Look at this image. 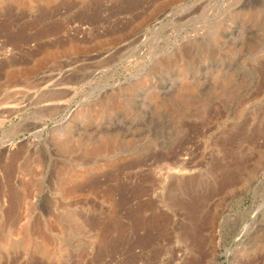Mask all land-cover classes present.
<instances>
[{
	"label": "rangeland",
	"instance_id": "rangeland-1",
	"mask_svg": "<svg viewBox=\"0 0 264 264\" xmlns=\"http://www.w3.org/2000/svg\"><path fill=\"white\" fill-rule=\"evenodd\" d=\"M0 264H264V0H0Z\"/></svg>",
	"mask_w": 264,
	"mask_h": 264
},
{
	"label": "bare ground",
	"instance_id": "bare-ground-1",
	"mask_svg": "<svg viewBox=\"0 0 264 264\" xmlns=\"http://www.w3.org/2000/svg\"><path fill=\"white\" fill-rule=\"evenodd\" d=\"M19 107V106H18ZM24 246H25V244H24Z\"/></svg>",
	"mask_w": 264,
	"mask_h": 264
}]
</instances>
